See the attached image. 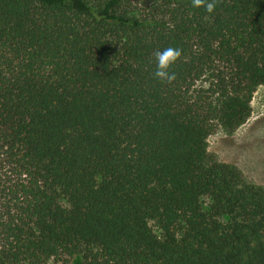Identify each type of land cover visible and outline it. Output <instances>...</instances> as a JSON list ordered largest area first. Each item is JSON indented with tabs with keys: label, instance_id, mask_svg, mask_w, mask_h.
<instances>
[{
	"label": "trees",
	"instance_id": "trees-1",
	"mask_svg": "<svg viewBox=\"0 0 264 264\" xmlns=\"http://www.w3.org/2000/svg\"><path fill=\"white\" fill-rule=\"evenodd\" d=\"M260 86L264 0H0V264H264V188L207 151Z\"/></svg>",
	"mask_w": 264,
	"mask_h": 264
},
{
	"label": "rangeland",
	"instance_id": "rangeland-1",
	"mask_svg": "<svg viewBox=\"0 0 264 264\" xmlns=\"http://www.w3.org/2000/svg\"><path fill=\"white\" fill-rule=\"evenodd\" d=\"M250 107V117L242 126L218 129L207 138V151L237 167L247 182L264 188V86L256 89Z\"/></svg>",
	"mask_w": 264,
	"mask_h": 264
},
{
	"label": "clouds",
	"instance_id": "clouds-1",
	"mask_svg": "<svg viewBox=\"0 0 264 264\" xmlns=\"http://www.w3.org/2000/svg\"><path fill=\"white\" fill-rule=\"evenodd\" d=\"M217 4V0H191L193 8L203 7L206 13H213ZM181 57L179 48L167 47L162 50H157L154 53L155 71L154 78L161 81L171 83L176 79V74L170 72V67L176 63Z\"/></svg>",
	"mask_w": 264,
	"mask_h": 264
}]
</instances>
